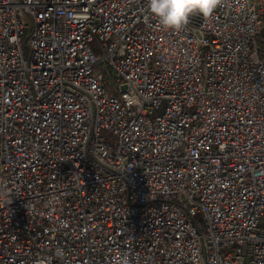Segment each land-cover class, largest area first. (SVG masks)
<instances>
[{
    "label": "built area",
    "instance_id": "2783aa9c",
    "mask_svg": "<svg viewBox=\"0 0 264 264\" xmlns=\"http://www.w3.org/2000/svg\"><path fill=\"white\" fill-rule=\"evenodd\" d=\"M263 28L0 0V264H264Z\"/></svg>",
    "mask_w": 264,
    "mask_h": 264
},
{
    "label": "clouds",
    "instance_id": "9594fccd",
    "mask_svg": "<svg viewBox=\"0 0 264 264\" xmlns=\"http://www.w3.org/2000/svg\"><path fill=\"white\" fill-rule=\"evenodd\" d=\"M148 4L163 28L179 31L193 14L211 17L221 0H148Z\"/></svg>",
    "mask_w": 264,
    "mask_h": 264
},
{
    "label": "rangeland",
    "instance_id": "374dc122",
    "mask_svg": "<svg viewBox=\"0 0 264 264\" xmlns=\"http://www.w3.org/2000/svg\"><path fill=\"white\" fill-rule=\"evenodd\" d=\"M261 34L264 36V28L261 30ZM264 221V218H263Z\"/></svg>",
    "mask_w": 264,
    "mask_h": 264
}]
</instances>
